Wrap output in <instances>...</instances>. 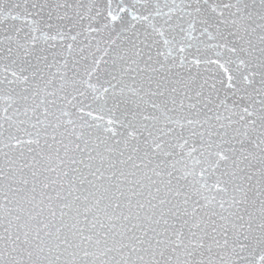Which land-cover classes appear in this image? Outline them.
Returning a JSON list of instances; mask_svg holds the SVG:
<instances>
[{
    "label": "snow or ice",
    "instance_id": "snow-or-ice-1",
    "mask_svg": "<svg viewBox=\"0 0 264 264\" xmlns=\"http://www.w3.org/2000/svg\"><path fill=\"white\" fill-rule=\"evenodd\" d=\"M0 264H264V0H0Z\"/></svg>",
    "mask_w": 264,
    "mask_h": 264
}]
</instances>
